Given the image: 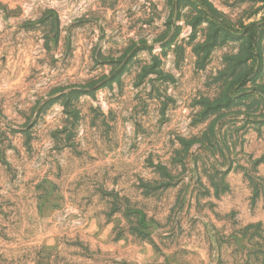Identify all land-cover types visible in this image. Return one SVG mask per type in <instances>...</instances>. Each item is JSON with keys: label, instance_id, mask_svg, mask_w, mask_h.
I'll list each match as a JSON object with an SVG mask.
<instances>
[{"label": "rangeland", "instance_id": "374dc122", "mask_svg": "<svg viewBox=\"0 0 264 264\" xmlns=\"http://www.w3.org/2000/svg\"><path fill=\"white\" fill-rule=\"evenodd\" d=\"M0 264H264V0H0Z\"/></svg>", "mask_w": 264, "mask_h": 264}]
</instances>
